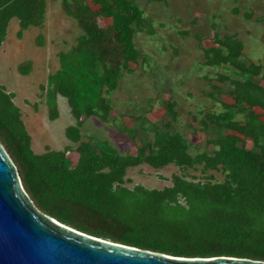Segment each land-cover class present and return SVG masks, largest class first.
<instances>
[{
	"label": "trees",
	"instance_id": "trees-1",
	"mask_svg": "<svg viewBox=\"0 0 264 264\" xmlns=\"http://www.w3.org/2000/svg\"><path fill=\"white\" fill-rule=\"evenodd\" d=\"M142 1L60 0L81 34L58 53L60 68L49 75L46 88H40L45 89L50 120L58 117L57 95L66 99L75 123L64 134L77 146L35 153L14 95L1 85L0 144L34 206L75 230L174 257L264 261V85L257 81L264 80V65L244 60L243 44L234 35L215 34L212 44L203 48L204 65H228L240 76L217 73L220 86L211 85L232 103L221 101L219 111L191 115L197 124L193 130L203 134L207 148L200 150L199 144L171 130L177 110L170 98L161 101L166 120L153 127L152 137L140 124L121 131L140 139L134 154H119L105 141L81 140L85 119L108 121L112 108L107 95L141 59L134 35L154 34L153 19L145 15ZM45 12L46 0H0V46L12 18L18 19L20 38L30 26H42ZM104 18L110 21L102 26L98 21ZM43 43V36L37 35L35 44ZM31 69L29 60L17 65L22 75ZM224 83L229 88L222 89ZM69 151L77 153L73 164ZM143 163L154 169L174 164L183 172L173 173L171 185L161 189L125 186L127 169ZM188 169L201 175H189ZM210 171L221 172L223 179L215 180Z\"/></svg>",
	"mask_w": 264,
	"mask_h": 264
},
{
	"label": "rangeland",
	"instance_id": "rangeland-1",
	"mask_svg": "<svg viewBox=\"0 0 264 264\" xmlns=\"http://www.w3.org/2000/svg\"><path fill=\"white\" fill-rule=\"evenodd\" d=\"M46 2L42 27L30 26L18 38V19L12 18L0 47V85L5 92L14 95L12 101L20 108L21 120L31 136V148L35 153L45 151V146L40 148L42 141L51 149L71 144L64 130L75 123L64 97L58 99V117L54 120L48 117L46 102L40 103L44 100L40 83H46L47 75L60 68L57 54L74 45L81 34L74 20L62 11L60 0ZM140 4L145 15L153 19L154 28L153 36L143 31L134 35V45L144 61L139 58L137 66L131 64L133 72L124 73L117 89L108 94L112 108L108 121L98 116L85 119L80 128L81 140L105 141L119 154L129 151L134 154L140 139L132 140L121 131L140 124L148 130V137H152L153 127H159L166 120L161 101L170 98L175 101L177 110L171 130H178L203 150L206 147L203 134L193 130L197 124L191 115L201 116L198 114L200 110L219 111L223 107L220 102L224 99L232 102L230 97L218 94L211 85L218 84L216 71L232 78L240 77L229 66L222 69L204 65L203 48L209 45L214 33L234 32L243 44L242 58L264 65V0H144ZM247 12L252 14L251 18L245 16ZM109 21V18H104L98 22L105 26ZM39 34L44 37L43 46L35 44ZM27 60L33 62V69L31 73L22 75L17 65ZM257 81L264 84V80L258 77ZM221 86L222 89L229 88L227 83ZM210 92L220 99L217 101L209 96L207 93ZM26 98H32V102L28 103ZM122 116L127 118L126 122ZM247 147H251L250 140ZM67 155L72 164L77 160L75 151H69ZM182 172L174 164L154 169L143 163L127 169L124 185L132 188L140 184L148 189H161L171 185L173 173ZM186 172L201 175L199 170L188 169ZM210 172L215 180L223 179L221 172Z\"/></svg>",
	"mask_w": 264,
	"mask_h": 264
},
{
	"label": "water",
	"instance_id": "water-1",
	"mask_svg": "<svg viewBox=\"0 0 264 264\" xmlns=\"http://www.w3.org/2000/svg\"><path fill=\"white\" fill-rule=\"evenodd\" d=\"M0 264H264L229 256L182 258L112 242L39 211L0 144Z\"/></svg>",
	"mask_w": 264,
	"mask_h": 264
},
{
	"label": "crops",
	"instance_id": "crops-1",
	"mask_svg": "<svg viewBox=\"0 0 264 264\" xmlns=\"http://www.w3.org/2000/svg\"><path fill=\"white\" fill-rule=\"evenodd\" d=\"M46 6H47V2H46ZM46 13V12H45ZM45 17V16H44ZM44 22V21H43ZM42 25H43V23H42ZM40 27H42V26H40ZM215 34H217V33H214L213 34V36L215 35ZM225 34H230V35H234L238 40H239V38L237 37V34L236 33H225ZM225 34H222V33H220V34H218V36L219 37H221V36H223V35H225ZM152 36H153V34H152ZM213 36H212V39H211V41H209V45L208 46H210L211 44H212V40H213ZM21 38V37H20ZM43 39H44V37H43ZM36 40V39H35ZM4 42V41H3ZM2 42V43H3ZM2 45V44H1ZM43 45H44V43H43ZM42 45V46H43ZM208 46H206V47H208ZM1 47V46H0ZM205 48V47H204ZM243 52V51H242ZM57 56H58V54H57ZM32 62V61H31ZM49 63H51V62H49ZM32 65H33V62H32ZM208 67V66H207ZM215 67H222V69H225L226 67H228V65H221V66H215ZM32 69H33V67H32ZM32 69H31V71H32ZM57 69H59V67L58 68H56L55 70H57ZM54 70V71H55ZM31 71H30V73H31ZM213 71H215V70H213ZM54 73V72H53ZM216 73H221V74H223V75H227V74H225L224 72H221V71H216ZM50 74H52V73H50ZM50 74H48L47 75V78L49 77V75ZM217 76V74L215 75V77ZM47 83V82H46ZM46 83H40V86L41 85H43V86H45V88H46ZM214 84V83H213ZM39 85V84H38ZM216 85V84H215ZM217 85H219V83L217 84ZM262 85H264V84H262ZM116 89H117V87H116ZM115 89V90H116ZM44 92H45V89L43 90ZM43 92V94H42V98L44 99L43 101H41L40 103H44V101H45V98H44V93ZM108 96V95H107ZM59 97L61 98V97H63V96H61V95H57V97H56V101H57V103H58V99H59ZM32 99V98H31ZM31 99H25V101H27L28 103H30V102H32V100ZM224 102H226V103H232V102H227L225 99L223 100ZM26 105H30V104H27V103H25ZM37 106H38V104H37ZM57 106H58V104H57ZM29 107H31V106H29ZM259 110V111H258ZM257 112H259V113H261V111L262 110H260L259 108H257V110H256ZM29 112H31V110H29ZM29 113H27V115H28ZM122 119H124V121L126 122L127 120V118H125V116H122ZM131 119V118H130ZM129 121V120H128ZM130 122V121H129ZM189 125V124H188ZM38 134V133H37ZM81 136H82V134H81ZM30 138H31V136H30ZM83 141V140H82ZM45 146V148H50L49 147V145L45 142V141H42V144H41V147L40 148H43ZM63 146V145H62ZM62 146H60L61 148L60 149H54V150H61L63 147ZM51 149V148H50ZM33 150V149H32ZM46 150V149H45ZM44 152V151H43ZM43 152H41V153H43ZM128 153H131L130 151L128 152ZM39 154V153H38ZM132 154V153H131Z\"/></svg>",
	"mask_w": 264,
	"mask_h": 264
}]
</instances>
